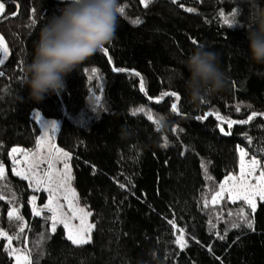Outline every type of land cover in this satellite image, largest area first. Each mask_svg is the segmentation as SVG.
Listing matches in <instances>:
<instances>
[{
    "label": "trees",
    "instance_id": "trees-1",
    "mask_svg": "<svg viewBox=\"0 0 264 264\" xmlns=\"http://www.w3.org/2000/svg\"><path fill=\"white\" fill-rule=\"evenodd\" d=\"M0 2V37L9 49L0 65V231L13 237L11 248L18 250L10 255L9 241L0 236V264H17L25 249L32 264H264V200L254 212L241 200L211 201L222 179L238 170L239 145L264 158V65L249 58L247 40L251 12L264 0H151L147 6L118 0L125 11L118 14L116 38L104 46L107 55L98 51L88 58L66 77L59 95L41 102L29 98L24 69L41 27L60 15L64 2ZM234 12L242 27L224 23ZM200 44L220 53L228 86L193 104L183 61ZM92 68L98 71L90 81ZM133 70L143 77L144 91ZM165 91L181 96L178 113L171 111L174 98L156 103ZM36 108L61 119L57 142L72 153L74 185L95 222L90 243L73 244L62 225L52 232L50 212H33L32 181L12 170L11 148L37 144ZM254 112L249 123H239ZM149 114L162 117L161 124ZM228 121L237 123L229 127ZM13 210L21 221L9 217ZM181 235L183 249L175 243Z\"/></svg>",
    "mask_w": 264,
    "mask_h": 264
},
{
    "label": "clouds",
    "instance_id": "clouds-1",
    "mask_svg": "<svg viewBox=\"0 0 264 264\" xmlns=\"http://www.w3.org/2000/svg\"><path fill=\"white\" fill-rule=\"evenodd\" d=\"M60 15H53L41 27L34 56L24 69L29 98L41 102L46 95H59L66 77L84 61L116 38L119 27L118 0H63ZM247 28L249 58L264 65V6L257 4ZM220 53L204 44L183 61L188 71L184 88L190 101L199 104L228 86L219 65Z\"/></svg>",
    "mask_w": 264,
    "mask_h": 264
},
{
    "label": "snow or ice",
    "instance_id": "snow-or-ice-1",
    "mask_svg": "<svg viewBox=\"0 0 264 264\" xmlns=\"http://www.w3.org/2000/svg\"><path fill=\"white\" fill-rule=\"evenodd\" d=\"M15 2V0H14ZM142 2H145V6H147L146 0H142ZM175 2V0H174ZM17 7H19L17 5ZM125 9L123 7H120L118 9V13L123 15ZM186 11H193V9H186ZM5 12V6L4 3H0V16H2ZM18 14V13H15ZM220 15L223 17L224 14L223 12L220 13ZM236 13L234 12L232 14L231 19L225 17L224 18V23L228 24L230 28L234 27H242L241 25L238 24V21L236 20ZM35 21H33V24ZM134 24H139V20L133 21ZM193 43H197L196 41H193ZM100 52L104 53L107 55L108 49L103 47L100 49ZM0 53L3 54L4 59H0V65H3L5 63V60L9 56V49L7 45L3 42L2 37H0ZM109 62H111V57H109ZM22 63V62H21ZM85 72L88 71V69H84ZM96 68L91 69L92 75L89 76V80L91 81L94 77H96L97 73ZM113 71L115 72H125L127 71L124 68H113ZM5 73L0 70V77H3ZM131 75L141 77V74L136 71H132ZM140 89L141 91H144V81L143 77L140 79ZM102 90V86H101ZM165 97H170L174 98L175 102L171 104V111L178 113V104L181 100V96L176 92V91H165L161 92L160 96L156 98V103H160L161 101L164 100ZM97 106L100 107V97L96 96L95 97ZM95 111V109H94ZM136 111H142V109H138ZM237 111H239V106H237ZM215 114L217 120H224V117L220 116L218 113H209V115ZM37 118L39 119V113L36 114ZM257 114L254 112L251 116L248 117L247 120L239 121V123H244L247 124L249 123ZM264 115V114H261ZM198 119H203L205 117H197ZM148 119L152 121L154 124L160 125L162 122V117L158 119H154L151 114L148 115ZM229 127L233 123H237V121H228ZM52 130H55V124L51 126ZM223 131V129H221ZM44 144L48 145V156L47 157H41L39 152L35 153H27L24 152V156L26 159L29 160V174L24 175L22 178L24 179H29L34 181L35 187L37 190H39V187L41 185H44V190L48 192L49 194V201L48 203L44 206L47 211L51 212L52 215L50 217L52 221V232L56 231V226L57 224H63L64 229L67 230V239L70 240L73 244L75 245H84L87 243L91 242V230L94 228V225L88 223V217L91 215L90 211H86L84 208L79 206L78 202V196L77 193L73 188L70 187V181L73 179L71 175V169L68 164L69 160V154L67 152H63L61 149L56 148L53 144H51L50 137L48 135V128H45V133L44 136L40 138V140L37 142V148L40 149ZM164 147H167V140L165 139V142L163 144ZM264 151V148L261 149ZM18 151H21L20 149L13 148L11 152L13 154L17 153ZM246 155V153L241 150V173L238 176H229L227 177L226 181L221 183L219 186V191L215 193V195L212 196V202L218 203L219 199H222L224 196V193L227 192L229 194L230 198H233V202L236 200H241L245 204L248 205L250 209L255 210V197L259 196L261 200H264V169H261L258 177V183L253 185L249 177H252L258 167H260V162L253 158L247 166L244 165L243 163V157ZM47 160L48 163V168L47 171L43 173V175H40L37 173L36 169L39 167L40 163H42L44 160ZM63 160V171H59L55 168V162L58 160ZM245 167H247V171H245ZM16 175H21L19 171L15 172ZM4 177V170L3 167L0 166V179H3ZM211 179V177H209ZM230 185V186H228ZM121 188L124 187L123 184L120 185ZM63 195V198L65 201L68 203L70 215L66 214L63 211L64 205H62L59 202L60 196ZM0 199H4L3 195H0ZM33 202L35 200V197L32 198ZM41 211L43 209H36L33 208V212L36 216H39L41 214ZM243 212V209L241 208L240 210ZM9 217L15 219L16 221H21L22 217L19 216L18 214H15V210L12 212H9ZM241 219L244 221L246 226L249 229L254 228V223L252 221H249L246 216H241ZM73 220H79V225L74 226L72 224ZM254 221V217H253ZM170 224H175L174 221H169ZM234 226H239V225H234ZM24 229L21 227V232H23ZM0 236L6 237L7 240L9 241L8 245V251L10 255H16L17 254V249L11 248V240L13 237L8 236L6 232L0 231ZM223 238V237H221ZM43 240H41V243ZM175 243L181 246L183 249L184 247L187 246L186 242L183 240L182 235L177 237ZM25 255L23 256H17V264H32L30 260V253H28V250H24Z\"/></svg>",
    "mask_w": 264,
    "mask_h": 264
},
{
    "label": "rangeland",
    "instance_id": "rangeland-1",
    "mask_svg": "<svg viewBox=\"0 0 264 264\" xmlns=\"http://www.w3.org/2000/svg\"><path fill=\"white\" fill-rule=\"evenodd\" d=\"M149 1H151V0H146V3H148ZM243 1L248 2L250 0H243ZM142 3L145 4V2H142ZM187 8L188 9L190 8V9H193V10H197V8L194 7V6H187ZM37 113H39V119L37 118V115H36ZM32 116H33V118H35L38 121V123L40 125V128H41L38 141L40 140V138L42 136H44L45 128H48V135L50 137L51 144H53L56 148L61 149L63 152H67L69 154L68 164L70 166L71 175L73 177V179L70 181V187L73 188L75 190V192L77 193L79 206L82 207V208H84L86 211H90L91 212V215L88 217V223L94 225V228L91 230V233H90L91 240H92L93 239V232L95 230V222H94V220L92 218V210H90L86 205H84L81 202L80 196H79V194H78V192L76 190V187L74 185L73 166H72V161H71V159H72V153H71L70 150L61 147L58 144V142H57V135H58V132H59V129H60V125H61V119L56 118V117L47 116L44 113H42L41 110H39L37 108L32 111ZM53 124H55V130H52L51 129V126ZM13 148L20 149L21 151H18L17 153L13 154L11 152V150ZM11 150H10V157H11V167H12V170H13L14 173L17 172V171H19L21 173V175H19V176H21V177H23L24 175L29 174V160L25 158V156L23 154L24 152H27L29 154L35 153V152H39L41 157H47L48 156V145L47 144H44L42 146V148H40V149L37 148V144H36L35 147H32V148L31 147H25V146H22V145H15V146H13L11 148ZM241 150H243V152L246 153V155H244V157H243V163H244L245 166H247L248 164H250V162H251V160L253 158H255L256 160H258L260 162V167H258L256 169V171H255V173H254V175L252 177H249V180H250V182L253 185H255V184L258 183L259 173H260L261 169H264V158H262L259 155H255V154L251 153L246 147H244L242 145H239L238 146V151H239V168H238V170L232 171L229 174H227L222 179L221 183L225 182L226 179H227V177H229V176H238V175H240V173H241ZM63 167H64V164H63V160L62 159L55 162V168L57 170H59V171L62 172L63 171ZM47 168H48V163H47V160L45 159L42 163H40V165L36 169V171H37L38 174L43 175V173L47 171ZM245 171H247V167H245ZM30 181H32V180H30ZM32 183H33V187L32 188L35 190L31 194V197H30V203H31L32 209L33 208H36V209H43V211H47V209H45L44 206L49 201V194H48L47 191L44 190V187L45 186L44 185H41L39 187V190H37V188L35 187L34 181H32ZM228 186H230V185H228ZM43 192H45V194H46L45 196L42 194ZM33 197H35L34 202L32 200ZM224 198H228V199H230V200L233 201V198H230L229 197V194L227 192L224 193V196H223L222 199H224ZM222 199H219V202L222 201ZM260 200L261 199H260L259 196L255 197L254 203H255L256 207H257L258 202ZM236 201H238V200H236ZM59 202L62 205H64L63 211L66 214H69L70 215L68 203H67V201L64 200L63 195L60 196ZM256 207H255V209H256ZM43 211H41V214L43 213ZM51 215H52V213L50 212V217H51ZM79 223H80L79 220H73L72 221V224L74 226H78ZM60 225L63 226V224H57L56 229ZM51 230H52V221H51ZM64 230H65V233L67 235V230L66 229H64Z\"/></svg>",
    "mask_w": 264,
    "mask_h": 264
},
{
    "label": "water",
    "instance_id": "water-1",
    "mask_svg": "<svg viewBox=\"0 0 264 264\" xmlns=\"http://www.w3.org/2000/svg\"><path fill=\"white\" fill-rule=\"evenodd\" d=\"M1 3V2H0ZM5 6V5H4Z\"/></svg>",
    "mask_w": 264,
    "mask_h": 264
}]
</instances>
